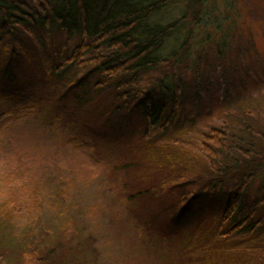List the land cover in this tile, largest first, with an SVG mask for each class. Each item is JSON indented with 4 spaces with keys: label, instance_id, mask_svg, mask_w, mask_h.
Listing matches in <instances>:
<instances>
[{
    "label": "trees",
    "instance_id": "16d2710c",
    "mask_svg": "<svg viewBox=\"0 0 264 264\" xmlns=\"http://www.w3.org/2000/svg\"><path fill=\"white\" fill-rule=\"evenodd\" d=\"M202 5L203 0H0V79H6L11 96L24 91L26 83H22L17 65L24 63L23 58L27 62L33 57L49 74L50 82L60 81L62 92L71 89L78 102L87 94L93 100L96 93H108L109 102L95 103V107L104 104L101 114L108 111L118 122L123 120V115L116 117L120 112L124 117L133 112L139 115L147 138L144 151L156 172L151 173L161 179L159 171L164 170L172 179H159L157 184L152 182L155 177L129 197L156 185L172 190L175 198L163 206L171 221L210 210L214 217L209 238L199 236L191 247L206 256L202 264H264V89L253 104L247 96L254 84L242 83L238 92L245 95V103L223 115L229 118L220 117L217 126L198 127L196 122L180 118V108L186 107L184 78L177 76L175 67L192 70L194 81L201 72L210 76L213 71L208 60L203 71L195 64L206 45L215 48L218 58L225 59L233 49L239 53L230 45L237 31L227 33L224 20L225 32L208 34L200 42L205 44L196 48L194 27L201 18ZM26 74L33 77L30 70ZM65 74L68 79L62 77ZM46 75L36 71L29 80L34 86L30 89L40 90ZM220 99V110L229 112ZM253 107L263 113L254 114ZM177 119L189 125L173 138L166 130ZM152 132L158 135L149 140ZM161 149L164 151L158 154ZM135 163L126 159L119 166L130 168ZM5 178L0 180V190L5 184L8 188L0 199V264H65L64 251L45 243L30 226L38 219L42 198L53 207L59 201V227L64 234L75 235L73 209L60 205L67 198L64 187H50L43 193L41 183H33L31 191L21 192V184L14 187L11 178H6L8 182ZM256 179L255 190L249 192ZM17 221L27 222L20 232ZM41 235L45 237L44 232ZM181 255L185 262L187 256Z\"/></svg>",
    "mask_w": 264,
    "mask_h": 264
},
{
    "label": "rangeland",
    "instance_id": "374dc122",
    "mask_svg": "<svg viewBox=\"0 0 264 264\" xmlns=\"http://www.w3.org/2000/svg\"><path fill=\"white\" fill-rule=\"evenodd\" d=\"M203 2L201 18L194 27L196 48L205 44L200 42L208 34L210 37L215 31L224 33L225 22L227 33L237 31L230 45L239 50L237 53L233 49V53L223 59L218 58L214 47L206 45L200 59L195 58V64L203 71V63L208 60L213 71L209 78L201 72L198 80L194 78L197 83L193 81L192 70L175 67L177 76L184 78L183 103L186 107L180 108L179 113L184 116L180 118L209 128L217 126L220 117L229 118L223 115L245 103V95L238 92L242 83L252 81L254 84L247 96L253 104L264 89V0ZM228 15L234 21L229 20ZM39 49L42 54V48ZM28 60L23 58L21 62L24 63L17 65L23 75L22 83H26L24 91L11 96L6 79H0V180L4 176L11 178L9 182L14 187L21 184V192L31 191L33 183H41L43 193L50 187H64L67 198L60 205H65L68 210L72 207L77 224L75 235L64 234L59 227L62 220L57 214L59 201L53 207L42 198L37 222L30 225L34 234L45 238L44 242L52 247L57 246L58 252L64 251L65 264H188V260L194 261L193 264L204 263L206 256L196 246L191 247L199 236L209 238L214 217L210 210L192 218L171 221L163 206L175 198L172 190L156 185L129 197L137 187L151 184L150 180L155 177L157 180L152 182L158 184L160 179L159 175L152 174L156 173L152 172L154 166L149 165L144 151L145 126L139 122V115L133 112L132 116L124 117L125 113L120 112L116 117L123 115L121 122L112 119L108 111L103 115L104 104L97 108L95 103H108V93L103 96L96 93L93 100L87 98V94L78 102L74 100L75 92L69 88L62 92L60 81L50 82L52 79L38 65L40 63L33 57ZM27 70L33 77L26 74ZM36 71L42 76L47 74V81L41 84L40 90L30 89L34 86L29 80L34 79ZM62 77L68 79L66 74ZM256 78L259 81L254 82ZM197 87L199 90H195ZM22 96H26L24 106L20 105ZM219 96L229 112L220 110L223 106L218 107ZM39 100L43 103H37ZM252 109L254 114L262 110ZM185 121L177 119L171 123L167 134L176 135L189 125ZM157 135L152 132L149 135L152 138H148L151 140ZM162 149L156 150L158 154L164 151ZM126 159L134 160L135 165L120 167ZM159 172L162 175L160 181H172L164 170ZM256 182L257 179L249 192L255 190ZM5 186L1 187L0 199L6 196L8 188ZM17 223L16 230L20 232L21 225L27 222ZM5 246H2V252H5ZM182 253L187 256L185 262Z\"/></svg>",
    "mask_w": 264,
    "mask_h": 264
}]
</instances>
